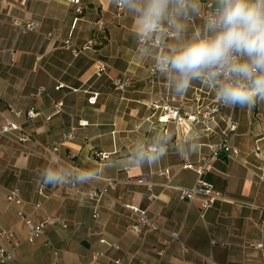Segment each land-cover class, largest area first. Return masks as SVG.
I'll return each mask as SVG.
<instances>
[{"label": "crops", "instance_id": "0c3cea01", "mask_svg": "<svg viewBox=\"0 0 264 264\" xmlns=\"http://www.w3.org/2000/svg\"><path fill=\"white\" fill-rule=\"evenodd\" d=\"M205 1L215 7V0ZM80 7L78 14L67 0H0V124L10 121L29 136L21 143L17 133L0 135V233H10L2 245L13 254L6 264H56L55 251L58 264H264V105H222L212 120L160 122L162 112L153 113L151 103L204 114L217 102L215 92L194 83L185 96L172 95L159 75L150 80L153 64L137 56L128 13L113 0H81ZM201 9L188 22L190 31L202 25ZM13 19L33 23L34 30L22 32ZM101 62L108 69L96 75ZM117 79L129 80L124 91L114 88ZM72 129L74 139L66 140ZM157 129L173 131L179 147L195 131L198 147L191 154L170 149L152 167L127 165L133 142ZM223 140L238 153L210 157V146ZM99 152L110 158L98 161ZM53 156L76 168H100L102 176L91 184L43 187L38 174ZM208 157L201 177L183 167L197 168ZM141 177L146 183H137ZM199 178L221 195L205 211L203 196L182 199ZM108 180L115 189L91 199ZM12 191L20 205L7 200ZM128 205L145 211L155 228L132 231ZM47 217L61 218L67 228L49 225L28 241L26 220Z\"/></svg>", "mask_w": 264, "mask_h": 264}, {"label": "clouds", "instance_id": "9594fccd", "mask_svg": "<svg viewBox=\"0 0 264 264\" xmlns=\"http://www.w3.org/2000/svg\"><path fill=\"white\" fill-rule=\"evenodd\" d=\"M129 14L137 56L150 61L177 98L194 83L213 89L229 108L264 105V0H215L213 11L195 30L189 21L200 17L201 0H113ZM175 133L157 129L137 138L125 155L129 166L152 167L169 152L191 154L198 134L190 131L183 147ZM100 168H76L53 156L39 172L43 187L84 185L98 181Z\"/></svg>", "mask_w": 264, "mask_h": 264}, {"label": "built area", "instance_id": "2783aa9c", "mask_svg": "<svg viewBox=\"0 0 264 264\" xmlns=\"http://www.w3.org/2000/svg\"><path fill=\"white\" fill-rule=\"evenodd\" d=\"M68 3L73 5L75 7V11L80 14L82 12V9L80 7V1L81 0H67ZM201 6L204 8L203 16L210 14L214 7L213 5L205 0H201ZM119 10H122L121 7L117 5ZM12 23L14 26L18 27L22 32H30L34 30V24L31 22H24L21 23L20 21H17L16 19L12 20ZM75 53V51H74ZM108 69V65L106 63H97L95 65V73L96 75H100L101 73L106 72ZM149 74H150V80L153 81L155 77L158 76L156 69L154 66L149 68ZM129 80H114V88L118 91H124L126 87L129 85ZM42 91V90H40ZM39 91V92H40ZM98 97V94H94L93 98L91 99V102H95ZM222 107V104L217 100V102L210 107L208 112L201 114V113H195V114H189L187 112H181L179 108H173L169 107L164 104H160L157 102H153L150 104V109L155 113L158 110H161L162 116L159 118L160 122H181L185 118H189L192 120H199L200 117L202 119H210L212 120L215 115H217L220 112V109ZM16 116H21V112H15ZM27 117L33 118L36 116V113L33 111H28L26 113ZM237 124L236 122L232 121L230 122V130H234L236 128ZM11 133H17V139L21 143H26L29 140V136L26 133H23L20 131V128L10 122V121H2L0 124V135H9ZM76 135V129H72L69 133L65 134L66 140H72L74 139ZM54 150H56V147H54ZM211 156L210 157H220L224 156L226 158L231 157L233 154H237L238 150L231 147L229 142L227 140H223L217 144L210 146ZM95 158L98 161H105L110 158V154L108 153H96ZM210 157L204 158L199 162V167L195 168L192 165L184 164V168L194 169L196 173L201 177L205 172H207L210 168ZM165 174L167 171L164 172ZM262 174H264V170H262ZM130 179H128L129 181ZM137 183L143 184L146 183V179L144 177H141L137 179ZM116 182L112 180H108L106 183V186L101 189H95L89 193V197L93 200H98L100 197L106 195L109 190H113L116 187ZM40 194H42V191H39ZM196 196H203L204 200L202 203V209L205 211L206 209L210 208L217 200L221 198V195L219 192L215 191L209 184H207L205 181H203L201 178H199L196 182V184L191 189H183L182 190V199L186 201H192ZM7 200L11 203H14L15 205H20L22 203L20 195L17 191H12L7 195ZM36 207H40V204H37ZM134 215V223L131 227V230L136 233H141L143 231L151 230L155 228L154 223L151 221V219L147 216L145 211H142L134 206L128 205L126 206ZM20 217H23L22 213H19ZM94 217H97V214L94 215ZM26 225L28 227V235L27 240L32 242L34 239L41 237L45 234L46 228L49 225H59L62 228H67L66 223L59 217H47L43 219L40 223L34 224L30 220H26ZM10 237V233L8 232H1L0 233V264H6L10 262L13 258V254L11 250H7L2 245V240L8 239ZM171 238L173 241L178 240V235L173 233L171 234ZM100 243L107 244L110 247H113L115 250H118L119 247L116 244H109L105 239H101ZM215 244V242H213ZM98 257L102 256V254H97ZM159 255H161V252H159ZM54 260L55 263L58 264V252H54ZM117 263L119 261H116ZM213 264V263H211Z\"/></svg>", "mask_w": 264, "mask_h": 264}]
</instances>
